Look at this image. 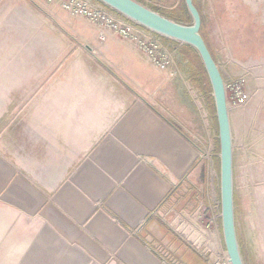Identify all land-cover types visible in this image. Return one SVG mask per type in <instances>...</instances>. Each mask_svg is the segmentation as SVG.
Wrapping results in <instances>:
<instances>
[{
	"label": "crops",
	"instance_id": "crops-1",
	"mask_svg": "<svg viewBox=\"0 0 264 264\" xmlns=\"http://www.w3.org/2000/svg\"><path fill=\"white\" fill-rule=\"evenodd\" d=\"M169 1L166 10L177 6ZM194 3L204 34L206 17ZM86 32L77 33L89 45L84 48L69 46L56 31L44 33L40 43L57 73L34 103L56 136L72 138L58 144L54 160L28 156L30 175L9 184L15 239L23 247H46L50 218L59 246L80 240L94 263L215 264L208 236L198 227L212 214L211 201L222 214L218 157L213 168L198 159L191 136L199 135L196 101L148 64L133 43L92 27ZM50 160L57 169L51 173ZM34 183L47 191H33ZM19 222L25 223L24 240Z\"/></svg>",
	"mask_w": 264,
	"mask_h": 264
},
{
	"label": "rangeland",
	"instance_id": "rangeland-1",
	"mask_svg": "<svg viewBox=\"0 0 264 264\" xmlns=\"http://www.w3.org/2000/svg\"><path fill=\"white\" fill-rule=\"evenodd\" d=\"M195 1L206 17L204 34L225 84L245 78L252 92L245 106L235 103L231 89L227 96L233 138L235 218L245 264H264V0ZM166 3L167 0L158 9L170 14L183 6L184 0H170L168 5H177L170 10H166ZM68 17L47 0H0V227L14 239L16 225L9 213V184L15 176H21L24 182L25 176L30 175L25 170L28 156L45 159L49 155L53 159L59 153L58 144L67 145L72 138L56 136L55 126L41 120V104L34 103L42 90L45 91L43 85L49 79H56L57 73L50 69L48 56L40 44L46 42L44 33L63 34L71 42L66 40L69 46L84 48L88 45L77 33L84 32L86 37L89 26ZM156 37L173 54L172 79L196 101L198 137L211 148L214 160L220 158L214 108L210 111L205 96L193 83L194 76L180 54L181 47L168 44L158 34ZM156 71L160 73L159 69ZM54 163L49 161L50 173L57 170L52 167ZM34 170L38 174L41 171L39 167ZM218 179L220 188V173ZM28 184L30 186V181ZM33 191L47 190L44 185L34 183ZM52 194L49 192L50 196ZM48 202L51 204L52 198L49 197ZM96 204L93 202L94 207ZM53 222L48 218L46 247L40 246L41 242L25 247L39 261L43 264H105L100 260L92 262L80 240L68 239L63 247L59 246ZM19 228L24 240L25 223L19 222ZM15 240L25 243L19 236ZM218 244L214 251L215 264H230L220 227Z\"/></svg>",
	"mask_w": 264,
	"mask_h": 264
},
{
	"label": "water",
	"instance_id": "water-1",
	"mask_svg": "<svg viewBox=\"0 0 264 264\" xmlns=\"http://www.w3.org/2000/svg\"><path fill=\"white\" fill-rule=\"evenodd\" d=\"M138 25L197 50L209 77L216 107L220 142L221 221L230 264H245L236 229L234 194V155L230 112L225 81L201 34L202 16L194 0H184L192 18L184 25L149 9L136 0H98ZM0 264H43L0 227Z\"/></svg>",
	"mask_w": 264,
	"mask_h": 264
},
{
	"label": "built area",
	"instance_id": "built-area-1",
	"mask_svg": "<svg viewBox=\"0 0 264 264\" xmlns=\"http://www.w3.org/2000/svg\"><path fill=\"white\" fill-rule=\"evenodd\" d=\"M50 3L56 4L60 10L69 15V19L77 20L76 22H85L87 26L94 28L96 31L104 34H111L123 40L133 43L141 53L142 58L150 64L152 67L160 70L161 73L173 77L171 67L174 64L173 54L169 53L167 48L163 46L156 37L147 36L144 34L142 26L133 22L132 20L120 16L111 11L105 5H97L92 0H47ZM155 7H162L166 0H142ZM147 30V29H146ZM150 33H153L150 31ZM226 93L228 96V90L233 91V98L237 105L245 106L249 103L252 92L248 88L247 79L240 78L237 81L232 82L230 85H226ZM192 139L197 145L198 159L205 161L212 168L214 167V156L211 153V148L198 136L192 134ZM218 204L212 203L210 210L211 216L207 219V223L204 226L198 227L203 230L209 239V246L215 251L218 248L219 240V226L218 216L216 210ZM202 218L200 214L199 219ZM227 260H229L227 252H225ZM230 263V262H229Z\"/></svg>",
	"mask_w": 264,
	"mask_h": 264
},
{
	"label": "trees",
	"instance_id": "trees-1",
	"mask_svg": "<svg viewBox=\"0 0 264 264\" xmlns=\"http://www.w3.org/2000/svg\"><path fill=\"white\" fill-rule=\"evenodd\" d=\"M136 1L141 3L144 6L148 7L149 9H151V10L167 17L168 19L177 22V23L184 24V25H190V23H192V18L188 12V9L185 5V2H184L183 6H181L178 9L171 11L170 14H164L163 10H161V9L147 5L141 0H136ZM101 4H103V3H101ZM107 8L110 9L111 11L115 12L116 14H119L111 8H109V7H107ZM119 15L122 16L121 14H119ZM202 20H203V18H202ZM202 24H203V21H202ZM203 28L204 27L202 26L201 34H202L203 38L205 39V41L208 45V42H207V40L203 34ZM162 38L168 44L170 43L175 47H181L180 54L182 55L183 60L187 61L188 66L191 69V72L193 73V76H194L193 77L194 78L193 83L196 84L197 88L205 96L208 106L211 107V109L209 107L210 111H212V109L214 108L215 115H216V107H215V100L213 97V89H212L209 77L207 75L206 69L204 67V64L202 62V59L199 56V53L197 52V50L190 45L183 44V43H180V42H177V41L165 38V37H162ZM213 57H214V55H213ZM214 59H215V57H214ZM215 61H216V59H215ZM216 121H217V118H216ZM216 124L218 126V123H216ZM218 147H219V152H220V142L218 143ZM216 161H217V165H218V169H219V173H220V158H217Z\"/></svg>",
	"mask_w": 264,
	"mask_h": 264
}]
</instances>
